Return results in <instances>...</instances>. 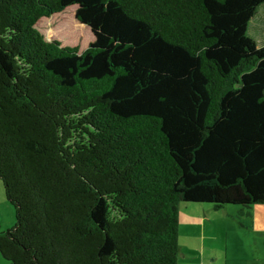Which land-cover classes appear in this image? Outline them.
Segmentation results:
<instances>
[{
  "label": "trees",
  "instance_id": "16d2710c",
  "mask_svg": "<svg viewBox=\"0 0 264 264\" xmlns=\"http://www.w3.org/2000/svg\"><path fill=\"white\" fill-rule=\"evenodd\" d=\"M262 4L0 0L8 264H178L181 202L264 204Z\"/></svg>",
  "mask_w": 264,
  "mask_h": 264
},
{
  "label": "rangeland",
  "instance_id": "374dc122",
  "mask_svg": "<svg viewBox=\"0 0 264 264\" xmlns=\"http://www.w3.org/2000/svg\"><path fill=\"white\" fill-rule=\"evenodd\" d=\"M72 17L69 11L42 22L40 28L47 39L58 38L65 45L79 43L87 32L79 30ZM248 33L264 45V4L251 20ZM179 211L178 264H264V204L215 208L212 203L183 201ZM15 224V207L7 200L0 180V233ZM203 243L214 255L204 251ZM0 262L8 264L1 253Z\"/></svg>",
  "mask_w": 264,
  "mask_h": 264
},
{
  "label": "crops",
  "instance_id": "0c3cea01",
  "mask_svg": "<svg viewBox=\"0 0 264 264\" xmlns=\"http://www.w3.org/2000/svg\"><path fill=\"white\" fill-rule=\"evenodd\" d=\"M203 248H204V251H205V252L208 251L209 255H214L213 253H211L210 248H208L204 243H203ZM190 255H191V256H194L192 253H191ZM205 255H206V254H205ZM209 258H210V257H209ZM204 261H205V257H204ZM0 264H2V263L0 262Z\"/></svg>",
  "mask_w": 264,
  "mask_h": 264
}]
</instances>
